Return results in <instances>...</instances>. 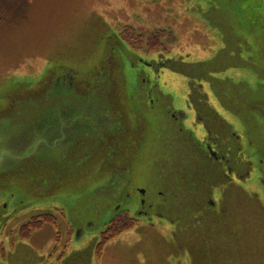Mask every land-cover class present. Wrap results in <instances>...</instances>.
I'll return each instance as SVG.
<instances>
[{
  "label": "rangeland",
  "instance_id": "rangeland-1",
  "mask_svg": "<svg viewBox=\"0 0 264 264\" xmlns=\"http://www.w3.org/2000/svg\"><path fill=\"white\" fill-rule=\"evenodd\" d=\"M236 1L15 3L10 9L12 14L0 23V106L11 104L13 110L28 119L27 114L37 112L40 95L53 92L55 69L58 76L64 69H70L80 77L94 73L99 79L101 74L109 76L112 72L123 81L133 103L145 109L152 103L161 117L167 115L166 107L171 108L172 104L178 110L182 107L188 81L203 83L204 88L208 87L204 92L210 91L218 103L219 94L225 95L219 89L231 86L238 89L240 83H245L256 90L264 80L244 68V64H256L255 54L243 56L245 25L240 24ZM124 28L132 30L127 41L140 50L132 49L127 41L124 43L121 38ZM155 33H161L158 53L166 54L161 57L147 52L148 38ZM156 61L164 66H154ZM22 91L28 93L19 95ZM197 92L200 102L209 104L204 92L201 89ZM253 118L255 123L259 121L257 110ZM174 122L178 127H174V134H180L181 143L176 148L180 150V162L174 164L173 171H179L175 176L171 173L167 180L170 183L165 185L155 179L151 181L154 170L146 174L148 184L161 195L151 202L150 208L141 209L137 204L129 208L138 217V226L107 242L100 260L96 257L99 235L111 217L110 207L105 211L102 199L83 198L68 189L53 192V163L36 167L35 175H28L33 176L32 180L17 172L0 173V264H48L50 258L56 264L62 249L58 246L57 254H53L55 234L48 224L29 239L16 236L29 216L39 214L54 215L59 226L70 224L77 230L75 236L81 233L71 242L62 241L67 249L61 264H264V197L247 191L239 180L221 184L224 167L216 178L214 165L206 153L202 152L203 159L198 156L193 151V137L182 131L179 121ZM5 127L11 129L9 124ZM34 128L37 129V123ZM189 143L192 148L186 146ZM11 158L10 152L0 149V168L10 165ZM184 163L189 166L181 168ZM230 163L234 172L246 164L249 173L254 171L264 185L255 157L250 164L238 155ZM26 180L30 181L29 186ZM211 200L219 210H214L215 214L209 204ZM140 210L145 214L138 216ZM217 241L219 253H214L215 246L213 249L211 243Z\"/></svg>",
  "mask_w": 264,
  "mask_h": 264
},
{
  "label": "water",
  "instance_id": "water-1",
  "mask_svg": "<svg viewBox=\"0 0 264 264\" xmlns=\"http://www.w3.org/2000/svg\"><path fill=\"white\" fill-rule=\"evenodd\" d=\"M244 23L256 46V64H244V68L264 80V2L246 8ZM101 76L99 79L92 73L84 78L70 69L58 76L55 69L53 92L40 95L39 108L27 114L28 119L11 104L1 105L0 149L10 152L12 158L0 173L17 172L32 180L28 175H35L36 167L53 163V192L68 189L83 198L102 199L104 210L110 207L111 221L133 205L150 208L159 198L161 193L148 184L146 174L154 170L151 181L170 183L169 175L179 171L175 173L173 166L180 160L176 148L181 142L180 134H174V127H178L169 113L161 117L154 104L145 109L133 103L114 73ZM219 90L225 92L219 94L221 107L243 127L264 176V84L256 90L245 83L238 89L231 86ZM7 124L11 129L5 127ZM26 183L30 185V181ZM144 214L141 210L137 213Z\"/></svg>",
  "mask_w": 264,
  "mask_h": 264
},
{
  "label": "flooded vegetation",
  "instance_id": "flooded-vegetation-1",
  "mask_svg": "<svg viewBox=\"0 0 264 264\" xmlns=\"http://www.w3.org/2000/svg\"><path fill=\"white\" fill-rule=\"evenodd\" d=\"M259 2H264V0H258V1L257 0H237L236 1V4L240 7L239 15L241 18L239 21L241 25L242 24L245 25L244 15H245L246 8L249 7L250 5H256V3H259ZM237 26H238L237 27L238 32L241 34V27L238 24ZM244 28H245V33L242 34L243 39L241 42V45H242L241 50H244L243 51L244 57H247V56L250 57L253 53L256 55V46L254 42L252 41L253 34H250L246 26ZM158 52L159 51L153 52V53L158 54L160 57L162 55H166V54L158 53ZM175 62H180V60H177ZM153 65L156 67H163L164 63L160 61ZM243 76H244V71H243ZM187 84H188V88H186L187 95L185 94L184 96L185 101H183L182 107H180L178 110L176 109V107H173V104H172L171 108L170 107H166V108L168 110V113L171 115L172 120L180 122V126H182V131L188 132L193 137V140L195 141V143L193 144L194 145L193 151L195 150L198 156L200 155L202 156L203 151L206 153L205 156L208 159H210V161L212 162V165H214V166L212 165L211 166L213 167L212 170L216 178L219 177V172H221L222 174L223 172L222 169L224 167L225 173H223L222 177H220V180L221 181L223 180L221 184H227V183L233 184V182L239 180L243 182L241 184L246 188L247 191H250L251 193L256 192L257 193L256 195H259L258 193H261V195L264 197V185L261 183L262 182L261 179L258 178V176H255V174L253 173L254 171L249 173V171L246 168V164H245V166L242 165V168H240L238 172H234L232 164L230 163V161L234 163L239 155L245 158V163L251 164L252 158L254 157L253 154H251V152L250 153L248 152V149H249L248 144L246 143V138L243 136V131L238 121H236L234 117H233L234 120L231 119L232 115L222 109V107L217 102V100L213 97L210 91L209 93L204 92V89H207L208 87L206 86L207 88H204L203 83L202 85L200 82H197V81H188ZM194 88L196 89V91L193 92ZM200 89L202 90V92H204V96L210 100L209 104L206 102H200L199 99H201V97H198L199 92H197V90H200ZM181 121L183 122V124L181 123ZM193 145L189 143L186 146L189 148H192ZM230 154H231V158H230ZM202 159H203V156H202ZM240 160L242 161V158ZM184 164L185 165H183L182 168L189 166L187 163H184ZM239 173L241 175H239ZM251 185H253L254 186L253 188L255 189L251 190ZM259 185L262 186V188L260 187L259 189ZM209 204L213 208V211H212L213 214H215L214 210L215 212L219 211L215 209L217 207L215 201L211 200ZM217 205H219V203H217ZM131 211H127V213L131 215L132 221L135 222V226L133 227L135 229L138 226L139 219L138 217L137 218L134 217ZM42 216H48L50 218L49 221L45 222L44 219L43 220L39 219ZM29 217H28V221L19 227L16 236L20 238L21 228L29 224L32 220H37V222H43V224L41 228H38L37 230L30 232L29 237L27 239L30 238L32 233L42 230L48 224L50 228L53 229V232L55 234L54 239H53L54 241L53 250H52L53 254H57L58 246L61 245V249H62L60 252H58L59 253L58 257H56L55 259L56 261L54 263L61 264V261L66 256V249H67V244L66 245L62 244V241H64L65 243L71 242L75 238L78 239L81 233L79 232L77 233L78 235L75 236L76 231L70 226V224L66 225L65 227L61 225L59 226L56 222L55 216L51 214H44V215L39 214L37 216H31L30 218ZM103 233H104V230L100 233L99 235L100 238L102 237ZM63 238L65 240H62ZM217 243L218 241L216 242V244L211 243V246L213 247V249L215 246L214 253H219L217 251L218 249ZM100 257H97V260H100ZM52 260H54V258L48 259V264H52ZM42 264H45V263H42Z\"/></svg>",
  "mask_w": 264,
  "mask_h": 264
},
{
  "label": "trees",
  "instance_id": "trees-1",
  "mask_svg": "<svg viewBox=\"0 0 264 264\" xmlns=\"http://www.w3.org/2000/svg\"><path fill=\"white\" fill-rule=\"evenodd\" d=\"M20 2H23V0H0V23H2L5 19H7L10 16V14H12V11H10L12 5L15 3H20ZM124 31L125 33H123V36H121V38L123 39L124 43H126L125 41L128 40L127 34H130L132 30L129 31V30H126V28H124ZM160 37H161V33H155V34L150 35V37L148 38V42H147V48H148L147 52L148 53L160 51V45H159ZM138 41H140V39H138ZM129 45L131 46L130 43ZM131 47L134 50H140V48H137L134 45H132ZM39 219H42V220L44 219L45 222H48L50 218L48 216H42ZM42 224L43 222H37V220H32L29 224L21 228L20 238L27 239L29 237L30 232L37 230L38 228H41ZM134 226H135V222L132 221L131 215L128 214L127 212L121 213L115 218H113L106 225L104 229V233L102 234V237L100 238V243L96 247L97 257L101 256V250L106 245L107 242L121 235L123 232H126L132 229Z\"/></svg>",
  "mask_w": 264,
  "mask_h": 264
}]
</instances>
